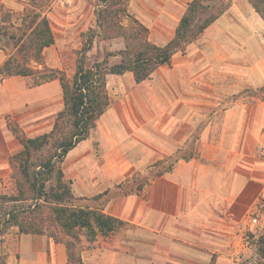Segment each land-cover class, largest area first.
<instances>
[{"label": "crops", "instance_id": "0c3cea01", "mask_svg": "<svg viewBox=\"0 0 264 264\" xmlns=\"http://www.w3.org/2000/svg\"><path fill=\"white\" fill-rule=\"evenodd\" d=\"M189 1L130 0L129 10L147 28L148 41L164 46ZM239 7L257 27L246 29L241 41L227 20ZM220 18L223 26L216 19L185 54L175 53L170 65L149 79L136 83L130 72L106 76L110 105L87 138L66 154L61 172L73 200L83 201L78 207L96 208L126 227L108 237L97 235L81 252L83 264H239L248 249L256 181L254 162L240 142L251 138L245 137L249 122L245 129L239 104L223 105L219 93L225 83L238 86L232 63L240 58L239 43L246 52L243 41L257 39L264 22L248 0H231ZM208 94L218 96L210 100ZM249 115L247 121L255 120ZM198 128L194 150L177 157ZM15 139L17 153L22 147ZM253 151L252 146L250 156ZM258 187L264 191L261 183ZM28 236L22 240L24 252H31L28 264H40L44 253L30 246L40 236ZM47 244L49 264H66L64 245L52 239Z\"/></svg>", "mask_w": 264, "mask_h": 264}, {"label": "trees", "instance_id": "16d2710c", "mask_svg": "<svg viewBox=\"0 0 264 264\" xmlns=\"http://www.w3.org/2000/svg\"><path fill=\"white\" fill-rule=\"evenodd\" d=\"M109 0H101L107 3ZM254 11L264 22V0H248ZM51 0H29L21 17L19 35H12L16 54L9 55L0 67V77L34 78L33 86L53 80L60 85L63 108L55 117L52 129L35 137H26L12 129L21 150L9 157V164L16 194L0 195V205L9 210L0 219V233L16 227L19 234L46 236L55 243L63 244L66 264H83L81 252L85 244H92L97 235H108L126 224L104 212L76 207L70 181L61 172V163L66 154L80 141L87 138L96 127V122L110 105L106 93V76L123 75L130 72L136 83L150 78L161 66H169L172 56L185 54L186 47L196 41L202 33L220 18L230 7V0H190L179 18L174 36L164 46L148 41V30L136 19V36L141 41L134 46L126 43L120 51V60L108 65L96 61L85 67L86 53L92 47L89 37L78 51L79 57L72 78L58 70L47 69L42 63V52L54 42L46 11ZM126 8L121 7L124 12ZM107 53L105 58L112 56ZM32 60L43 66H29ZM54 140V152L37 156ZM53 178V182L50 180ZM255 264H264V232L255 238Z\"/></svg>", "mask_w": 264, "mask_h": 264}, {"label": "rangeland", "instance_id": "374dc122", "mask_svg": "<svg viewBox=\"0 0 264 264\" xmlns=\"http://www.w3.org/2000/svg\"><path fill=\"white\" fill-rule=\"evenodd\" d=\"M28 3L29 0H0V67L9 55L16 54L14 40L10 37L19 35L21 17ZM129 3L130 0H109L107 3H102L101 0H51V7L46 11L45 16L49 21L54 42L42 52L43 66L63 72L67 79L72 78L79 57L78 51L91 36H93V43L90 51L86 53L85 67H91L96 61L105 60L108 65L119 61L118 53L125 50L126 43L137 46L141 41L139 35H137L138 38H134L137 25L132 21L135 18H132L133 14H130ZM123 6L126 8L124 12L121 11ZM244 10L239 7L238 11L227 19L232 22L233 33L239 36L238 41H241L240 38H243L246 29L257 28ZM217 20L218 24L222 26L225 24L224 18ZM261 32L257 33V39L243 41L246 52L242 50L241 43H239L237 54L240 58L232 63L238 71V86L225 83L222 93H219L223 105L231 102L239 104V111L244 115L245 129L246 123L249 122V135L245 137L251 138L242 144L240 142V146L242 145L243 151L249 152V162H254L255 205L264 202V191L258 187L259 183L264 186V31ZM154 33L157 34L158 31ZM205 48L200 45L199 50L204 52ZM107 53H113V55L106 59ZM29 66L36 69L43 68L32 60L29 61ZM33 82L34 78L18 76L2 79L0 77V195L16 194L8 162L10 152H16L12 129H17L19 134L22 133L26 137H35L49 132L57 113L63 108L61 90L57 80L39 89L33 86ZM123 85L131 86V83L124 82ZM107 92L112 97L113 89L110 83ZM215 96L218 95L208 94L207 99L213 100ZM250 113L255 115V120H246V116L248 117ZM200 128L196 129L190 141L182 148L184 152L177 157L183 154L186 156L190 150H194L193 143L199 138L197 133L202 131ZM55 139L56 137L51 138L50 144L37 156L52 154ZM252 146L254 151L250 156ZM173 160L172 158L170 163ZM170 163L161 164L160 169L167 168ZM50 181L53 182V178ZM82 202L72 200L71 204L78 207ZM253 209L252 207L251 210ZM8 210L0 205V219ZM248 221L253 228L252 232L246 235L248 249L240 257L239 264L256 263L254 241L264 232V220L257 224L258 228L254 227L255 225L250 220ZM28 238V235L19 234L16 227H10L1 232L0 264H20L21 258L25 259L28 264L31 252L25 253L22 249V240L27 242ZM40 239V242H31L30 246L39 247L44 253L38 259L40 264H49L50 249L47 244L49 238L40 236ZM93 243H84L83 250L92 247Z\"/></svg>", "mask_w": 264, "mask_h": 264}, {"label": "built area", "instance_id": "2783aa9c", "mask_svg": "<svg viewBox=\"0 0 264 264\" xmlns=\"http://www.w3.org/2000/svg\"><path fill=\"white\" fill-rule=\"evenodd\" d=\"M249 220L255 226L264 220V202H259L253 207Z\"/></svg>", "mask_w": 264, "mask_h": 264}]
</instances>
